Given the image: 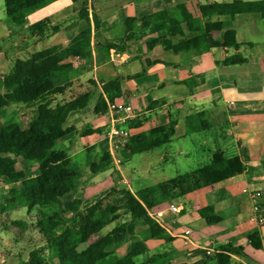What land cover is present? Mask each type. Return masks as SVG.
I'll return each mask as SVG.
<instances>
[{
    "label": "crops",
    "instance_id": "crops-1",
    "mask_svg": "<svg viewBox=\"0 0 264 264\" xmlns=\"http://www.w3.org/2000/svg\"><path fill=\"white\" fill-rule=\"evenodd\" d=\"M233 1L236 0H87L89 20L86 21L79 19V10L71 0H58L29 15L24 30L15 31L4 22L2 13L5 15V10L0 0V47L8 44L5 43L7 37L13 40V35H17L18 44L15 45L23 54L21 59L33 54L38 58L51 55L67 46L80 32L91 29L92 57L87 64L74 63L75 68L83 64V71L73 78V86L65 99H70L76 92H84L90 81L97 85V97L102 94L103 84L123 77L121 88L127 95L115 101L124 100L135 110L137 116L128 122L139 125L130 130L132 135L146 133L174 121L175 134L164 146L181 143L178 146L180 154L187 151L188 146L199 149L201 159L197 161L196 169L208 164L217 152L229 158L247 157L242 174L194 191L182 198V203L177 204L176 200L160 202L147 210L150 214H161L157 221L172 241L166 244L162 240H148L146 245L151 252L166 253L172 249V262L169 264H216L213 260L203 259L202 252L209 250L211 256L219 246L227 243L242 248V257L233 256L236 264H264V225L251 220L254 202L250 196L255 190L264 192V19L236 17L231 29L241 45L238 50L217 47L192 59L160 49L144 50L143 43L148 34L140 23L143 16L175 4H184L190 13L197 15L199 5ZM133 18V34L140 39L129 42L123 52L111 50L109 56L99 53V46L125 40L126 20ZM41 20L49 21L48 35L44 39L31 35L27 29ZM54 28L56 30L52 31ZM215 38L219 39L220 34ZM231 55H237L245 63L224 64ZM143 69L145 71L141 74ZM95 99L91 106L69 116L64 129L70 133L57 142V148L70 159L69 170L81 175L76 190L65 200L81 199L83 208L97 202L115 184L132 193L157 184L144 187L138 180L134 185L124 176L121 166L130 155L125 146L114 150L110 147L106 132L111 126V117L108 113L102 116L94 114ZM150 102L158 104L149 109ZM199 113L204 115L200 119L195 118ZM199 121L208 123V127L197 130ZM104 153L110 155L113 166L100 181L89 170L92 162H98ZM160 156L159 160H164L170 154L163 151ZM22 163L26 173L28 167ZM28 170L36 172L33 176L37 174L36 168ZM114 172L119 175L116 183ZM172 177L175 176L154 178H160L157 181L160 183ZM170 205L178 206L180 212H171ZM206 206L214 207L215 213L222 217L220 223L205 224L198 210ZM262 207L264 209V202ZM7 215L11 217L13 213ZM186 230L190 231L187 238L184 236ZM253 233L258 235L260 249L253 248L248 240V235ZM126 249L127 245H124L117 255L124 256Z\"/></svg>",
    "mask_w": 264,
    "mask_h": 264
},
{
    "label": "trees",
    "instance_id": "trees-1",
    "mask_svg": "<svg viewBox=\"0 0 264 264\" xmlns=\"http://www.w3.org/2000/svg\"><path fill=\"white\" fill-rule=\"evenodd\" d=\"M8 24L24 27L29 15L58 0H2ZM78 8V17L88 21L87 0H71ZM238 16L264 19V0L229 3H210L198 6V14L190 13L184 4L158 10L140 18L142 28L148 37L143 48L147 52L160 49L187 59L198 58L217 48L238 50L241 45L231 29ZM127 19L125 40L99 46V53L111 50L123 52L134 37L132 24ZM96 17L94 24L96 27ZM48 20H41L28 26L31 35L44 39L48 35ZM54 28L52 31H55ZM220 34L216 39L215 35ZM92 57L91 29L80 32L59 51L43 58L33 54L26 59L13 62L8 73L0 75V113L12 104H22L30 110L31 117L25 127L16 122L0 126V183L15 185L8 189L0 204V213L8 214L26 209L27 214L35 212V221L29 224L14 220V229L33 227L41 236L42 244L33 247L26 260L17 264H169L172 249L166 253L151 252L146 241H172L169 233L148 214V209L160 202H173L186 195L242 174L247 157H226L215 153L210 162L193 171L177 175L151 187L132 193L115 184L94 204L83 208L81 199L65 200L76 190L81 175L69 170L70 159L57 149V142L70 130H65L69 116L93 104L97 85L90 81L84 92H76L65 99L72 88V80L83 71V64L75 68L74 63L87 64ZM151 62H148L150 64ZM245 63L237 55L224 61L226 65ZM144 69L141 74L144 73ZM123 77H116L102 85V94L95 99L93 112L106 115L107 103L127 95L121 88ZM61 97V99H58ZM158 102H150L151 109ZM204 115L199 113L195 118ZM138 123L128 122L126 128L136 129ZM199 121L197 130L208 127ZM176 122L152 128L146 133L131 135L125 149L130 156L153 151L171 142ZM193 131V129H192ZM191 131V132H192ZM19 159L28 169H37L35 176L28 177L19 167ZM112 159L104 153L98 162H92L90 172L96 174L112 169ZM114 183L119 175L114 172ZM206 225L222 221L213 206L198 210ZM112 226L107 234L102 231ZM250 244L260 249L256 233L248 235ZM127 245L126 254L118 256L117 251ZM203 253V259L216 264H236L233 256L242 257V248L227 243L219 246L210 256Z\"/></svg>",
    "mask_w": 264,
    "mask_h": 264
},
{
    "label": "rangeland",
    "instance_id": "rangeland-1",
    "mask_svg": "<svg viewBox=\"0 0 264 264\" xmlns=\"http://www.w3.org/2000/svg\"><path fill=\"white\" fill-rule=\"evenodd\" d=\"M1 8L3 7L1 6ZM2 14L4 22L7 26L11 27L12 30H24L23 27H15L8 24L4 13ZM13 37V40L10 39L11 37H7L8 39L5 40V43L8 44L0 47V53H2L0 54V75L8 73L13 62L23 58V54L20 53L19 47L17 46L18 37L17 35H13ZM15 43L17 44L15 45ZM58 99H61V97ZM22 106V104L15 103L4 109L0 113V126L16 122L20 124L21 127H25L32 115L29 109ZM179 145H181V143L175 142L172 143V145L164 146V148L151 153L130 156L128 159L124 160V164L121 166L124 176L131 180L134 185L139 180L144 187H147L154 183H158L157 181H159L160 178H154L155 176H177L193 171L197 167V161L201 159V151L197 148L188 146V150L180 154ZM163 151H167L170 157L159 160ZM19 167L21 169L24 167L22 161H19ZM109 172L110 169H105L96 173L94 176L101 181L103 176ZM35 173L36 172L26 169L27 176H33ZM89 173H91L90 170ZM138 177H140V179ZM11 187L12 184L10 182H7L6 186L5 183H0V204L3 197H6L8 189ZM176 203H182V199H177ZM12 213L13 215L11 217L10 215L0 213V253L2 254L0 264H17L19 259L26 260L30 250L42 244L41 236L33 227L18 230L14 229L12 225L13 220H23L29 224L30 222L33 223L35 218L27 214L26 209L13 211ZM31 215H36V213L31 212ZM111 229L112 226L105 228L102 234H107Z\"/></svg>",
    "mask_w": 264,
    "mask_h": 264
},
{
    "label": "built area",
    "instance_id": "built-area-1",
    "mask_svg": "<svg viewBox=\"0 0 264 264\" xmlns=\"http://www.w3.org/2000/svg\"><path fill=\"white\" fill-rule=\"evenodd\" d=\"M108 115L111 117V126L106 132V139L110 147L114 150L120 146H125L131 137V131L125 127V124L134 119L137 115L135 110L130 104L124 100L114 101L112 103H107ZM251 199L254 202L253 214L251 220L258 225H264V192L260 190H255L251 193ZM170 211L178 214L180 209L178 206L170 205ZM151 218L157 221L161 217L160 213H148ZM158 222V221H157ZM190 231L186 230L184 232L185 238L189 237ZM206 254L209 255L211 252L206 250ZM0 259H2V254L0 253ZM3 261V260H2Z\"/></svg>",
    "mask_w": 264,
    "mask_h": 264
}]
</instances>
